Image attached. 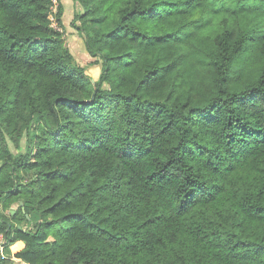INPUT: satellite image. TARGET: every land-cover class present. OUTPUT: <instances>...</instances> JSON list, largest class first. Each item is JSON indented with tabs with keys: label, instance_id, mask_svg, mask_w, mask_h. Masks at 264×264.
Instances as JSON below:
<instances>
[{
	"label": "trees",
	"instance_id": "obj_1",
	"mask_svg": "<svg viewBox=\"0 0 264 264\" xmlns=\"http://www.w3.org/2000/svg\"><path fill=\"white\" fill-rule=\"evenodd\" d=\"M81 1L97 80L55 0H0L6 252L264 264V0Z\"/></svg>",
	"mask_w": 264,
	"mask_h": 264
},
{
	"label": "rangeland",
	"instance_id": "obj_2",
	"mask_svg": "<svg viewBox=\"0 0 264 264\" xmlns=\"http://www.w3.org/2000/svg\"><path fill=\"white\" fill-rule=\"evenodd\" d=\"M63 4V14L62 20L63 25L60 26L56 19V14L58 12V4L59 1L55 0V6L53 8V24L59 30L64 32V36L66 39L67 44L69 45L72 53L74 54V62L85 66L87 69V73L93 77L95 80L100 78L102 72V62H97L94 57H92L87 50L85 44V34L81 31L78 27H83V15L84 13V4L81 0H61ZM22 147L25 145V139L21 141ZM13 150L15 153L19 152V148L14 146ZM18 204L15 203L10 212L15 214L17 211ZM18 245L22 244L20 241L17 242ZM1 254V253H0ZM4 254V255H3ZM1 254L2 258H5L4 263L2 264H24V260H19L11 257L6 252V247L4 253Z\"/></svg>",
	"mask_w": 264,
	"mask_h": 264
},
{
	"label": "built area",
	"instance_id": "obj_3",
	"mask_svg": "<svg viewBox=\"0 0 264 264\" xmlns=\"http://www.w3.org/2000/svg\"><path fill=\"white\" fill-rule=\"evenodd\" d=\"M6 245H7V241H6L5 235L4 234H0V253L1 254L4 253ZM24 264H33V263H30V262L25 261Z\"/></svg>",
	"mask_w": 264,
	"mask_h": 264
},
{
	"label": "water",
	"instance_id": "obj_4",
	"mask_svg": "<svg viewBox=\"0 0 264 264\" xmlns=\"http://www.w3.org/2000/svg\"><path fill=\"white\" fill-rule=\"evenodd\" d=\"M93 80H95L94 78H93ZM23 203V202H22Z\"/></svg>",
	"mask_w": 264,
	"mask_h": 264
}]
</instances>
